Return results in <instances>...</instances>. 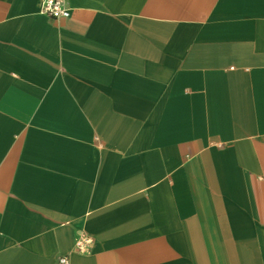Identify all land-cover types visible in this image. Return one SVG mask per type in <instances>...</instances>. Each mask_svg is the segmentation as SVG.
Masks as SVG:
<instances>
[{
	"label": "crops",
	"instance_id": "1",
	"mask_svg": "<svg viewBox=\"0 0 264 264\" xmlns=\"http://www.w3.org/2000/svg\"><path fill=\"white\" fill-rule=\"evenodd\" d=\"M65 3L0 0V264H264V0Z\"/></svg>",
	"mask_w": 264,
	"mask_h": 264
},
{
	"label": "built area",
	"instance_id": "2",
	"mask_svg": "<svg viewBox=\"0 0 264 264\" xmlns=\"http://www.w3.org/2000/svg\"><path fill=\"white\" fill-rule=\"evenodd\" d=\"M41 12L53 18L69 16V9L65 0H42ZM90 244L91 239L87 236H78L75 240V248L81 253L88 252ZM57 262L58 264H68V257L62 255L58 257Z\"/></svg>",
	"mask_w": 264,
	"mask_h": 264
}]
</instances>
